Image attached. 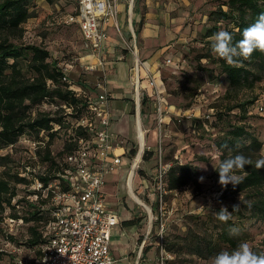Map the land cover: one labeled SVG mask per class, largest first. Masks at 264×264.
<instances>
[{"label":"trees","instance_id":"1","mask_svg":"<svg viewBox=\"0 0 264 264\" xmlns=\"http://www.w3.org/2000/svg\"><path fill=\"white\" fill-rule=\"evenodd\" d=\"M34 4L35 0H0V151L11 146L26 148L23 143H27L34 161L39 164L36 173L27 170L28 166L35 167L36 164L14 161L10 154H0V169H3L0 172V210L6 211L0 220V232L5 236L12 235L15 227L19 230L17 226L32 223L28 244L31 251L39 253L40 261L41 246L45 243L43 226L53 217L50 210L43 209L48 200L40 192L31 190V186L35 179L51 182L59 178L58 174L66 178L68 166L65 163L61 166L65 156L79 148L80 138L87 142L93 138L91 125L82 124L87 115L93 117L90 110L93 100L91 96L82 97L79 94V88L84 85L74 84L47 48L19 41L24 33V24L35 17L31 11ZM261 13H264V0H226L209 13L207 23L210 24L202 38L206 48L196 56L198 69L205 70L210 80H223L226 87L222 109L219 108L215 114L218 130L214 143L220 151V162L238 153L253 162L237 172V175L244 177L242 183L235 188L231 184L223 187L222 197L232 202L228 210L232 211V205L240 203L239 210L232 211L227 222H221L215 216L220 207L215 208V212L206 220L190 226L180 236L187 245L183 249L188 248L191 254L200 258H213L222 250H235L243 235L240 230L238 234L230 235L229 229H238V223L245 219L264 222V168L255 167L257 160L264 159V142L247 122L249 108L259 97H240L264 81V53L255 51L248 60L240 58L242 66L234 67L212 51L210 40L215 33L225 30L232 34L235 44L242 38L243 29L254 23ZM143 24L144 19L140 28L136 29L137 35ZM71 25L78 28L76 24ZM187 47L189 44L183 46ZM204 60H207L206 64ZM207 63L214 66L209 67ZM183 67L181 64L177 66L178 69ZM143 102L147 104L148 99L145 98ZM235 110L240 113L237 115L238 121L231 118ZM201 123L206 126L210 122L206 118ZM58 139L62 141L61 150L55 153L52 144ZM31 143H35L37 148L33 149ZM135 152L130 149L128 153ZM152 155L153 152L146 151L144 160H150ZM196 159L209 161L204 155H197ZM215 174L219 175L216 170ZM163 176L166 177V193L179 191L197 182L198 167L192 162H176L163 172ZM138 221L137 218L129 220L127 225H135ZM163 247L172 253L170 245L169 249L165 245ZM253 251L263 255L259 250ZM173 261L175 258L169 264ZM9 264H19V261Z\"/></svg>","mask_w":264,"mask_h":264},{"label":"rangeland","instance_id":"2","mask_svg":"<svg viewBox=\"0 0 264 264\" xmlns=\"http://www.w3.org/2000/svg\"><path fill=\"white\" fill-rule=\"evenodd\" d=\"M76 1L35 0V4L31 7L35 17L30 18L24 24V33L19 41L47 48L52 53V58L56 59L61 67L67 69L71 81L74 84L84 85L82 88L78 87L79 94L82 97L91 96L94 101L102 93L97 84L103 81V77L87 74L83 71L85 68L83 66L82 68L77 60L86 54L85 42L78 28L65 22L70 13L74 12L72 14H75L77 12ZM143 1L134 0V12L136 10L141 11L138 7L142 6ZM157 1L162 2L155 0L151 7H154ZM163 1L162 4L153 8L151 17L154 19L151 20V23L154 25L164 23L163 25L167 27L164 35L165 39L168 40V45L175 44L169 49H164L163 52H160V48L153 46L156 52L153 56L156 58L152 60V64L157 66L158 72L161 73L162 92L170 104L175 105L181 113L180 115H172L169 119L170 122L167 125L163 124V127L160 128L156 109L153 105L154 100L146 106L141 104L139 117L142 120L145 141H148L144 128L146 121L148 127H151L150 138L154 145L153 153L155 156L150 160H144L145 152L149 151L145 143L140 162L133 168L140 152V143L136 137L137 134L136 136L131 135L127 139L129 147L136 152L129 154L127 159L123 158L126 160V165L119 197L120 200L132 205L131 211L139 219L136 229H139L138 232L141 233L142 239L145 235H149V247L153 254L156 252L158 255L161 246L165 245L168 248L170 245L171 252L175 256V261L170 264H211L212 258H200L191 254L188 248L183 249L187 245L180 236L185 234L190 226H195V224L206 220L207 216L215 212V208L228 207L232 204L231 201L222 197L223 187L218 183L219 175L215 174V169L220 162V151L214 143L218 130L215 125V114L219 108L222 109V98L225 95L226 87L223 80H210L205 70L198 69L196 60V56L204 52L206 48L202 38L208 24H210L207 23L208 15L226 0ZM144 11L145 9H142V12ZM170 20H173V23L170 24ZM122 22V17H120L121 28L126 31ZM133 28L136 30L137 26L133 25ZM174 28L178 29L172 35ZM180 38L183 40L178 42ZM139 42L138 39V45L141 46ZM188 44L189 48H183ZM141 56L142 59H145L143 54ZM168 58L172 60L171 64L164 63ZM203 62L206 64L207 60ZM81 63L85 64L86 60L82 59ZM178 64L184 66L183 69H178ZM208 66L213 67L214 65L211 63ZM131 88L132 90L126 96L116 94L114 90L109 91L111 94L110 108L113 102H120L121 104L128 102L129 114L138 118V93L134 86ZM141 93L140 98H142ZM253 96H258L259 99L249 108L247 122L253 126L254 132L264 142V110H259V107H264V81L257 84L254 90L248 91L240 97L252 98ZM139 102L141 103L142 99ZM213 106L217 107L214 108ZM175 112L177 111L175 110ZM238 114H240L239 110L232 113L233 121L239 120ZM206 118L210 123L205 126L201 120H206ZM85 122H91L90 116L87 115ZM61 142L58 139L52 144V150L55 153L61 150ZM23 145L26 148L29 146L27 143H23ZM26 148L11 146L1 150L0 154H10L14 161L20 160L27 164L30 163V165L36 164L34 168L38 170V162L34 161L32 151ZM197 155H204L209 161L197 160ZM176 162H192L196 165L198 167V180L195 184L179 191H167L166 193L164 190L166 177L163 176L164 169L162 166H167L169 169ZM2 170L0 169V172ZM132 170L134 177H136L133 179L134 193L148 206V209L134 202L130 196L127 179ZM200 177L204 178L202 182ZM140 180H144L147 187L144 185L143 188L140 187ZM5 213L6 211L0 210V220ZM161 218L165 223L163 236L160 235ZM31 225L32 223L28 222L17 226L19 230H16L15 227L14 233L12 235L10 233L8 236L0 232L1 264L18 262L20 259L24 262H39V253L31 251L28 244ZM3 228L6 232V228L4 226ZM238 230L243 235L241 242H247L252 250H259L264 255V222L245 219L240 224L238 223Z\"/></svg>","mask_w":264,"mask_h":264},{"label":"built area","instance_id":"3","mask_svg":"<svg viewBox=\"0 0 264 264\" xmlns=\"http://www.w3.org/2000/svg\"><path fill=\"white\" fill-rule=\"evenodd\" d=\"M76 11L75 14H69L65 22L78 26L85 45L103 68L108 28L111 25L118 26L117 0H78ZM142 63L145 65L146 62ZM164 63L171 64L172 61L168 58ZM139 66L138 63L137 74ZM86 69L91 70L92 67L87 66ZM147 70V80L153 89L152 97L158 124L162 128L165 120L163 95L150 69ZM65 71L67 72V69ZM139 80L138 76L137 86ZM98 87L102 93L91 103V122H82L84 126L91 125L93 138L89 142L80 138L79 148L65 156L61 166H68L66 178L58 174L59 178L51 182L35 179L31 186V190L40 192L41 196L48 200L43 209L50 210L53 217L43 226L45 243L41 246L39 264H115L110 246L112 231L119 224V216L107 206L102 189L106 173L120 166L121 156L115 154L117 138L111 129V94L104 84V79L98 83ZM137 93L140 99V92ZM260 110L263 111L264 108L261 107ZM31 144L33 149L37 148L35 143ZM109 158L112 161L106 168L104 165ZM162 168L164 171L168 170L167 166ZM27 170L38 172L31 166H28ZM164 229L165 223L161 218V236ZM148 240L149 235L138 250L136 264H143L141 261L144 245ZM174 258L172 253L161 246L153 263L169 264ZM18 261L19 264H28L21 259Z\"/></svg>","mask_w":264,"mask_h":264},{"label":"crops","instance_id":"4","mask_svg":"<svg viewBox=\"0 0 264 264\" xmlns=\"http://www.w3.org/2000/svg\"><path fill=\"white\" fill-rule=\"evenodd\" d=\"M155 4L154 7L159 6L164 1ZM133 2L134 0H117V8H118V17H117V23L118 26L111 25L108 28V40L105 43V51H104V67L102 68L97 58L92 54L91 50L87 48L85 45V52L86 54L78 58L79 65L85 68L83 71L87 74H94V75H100L104 79V84L106 85V88L109 91H113L116 94H123L127 95L132 90V86L136 88L137 91L141 93L142 102L140 103L137 101V112H138V118L133 117L130 115V106L127 102V104H121L120 102H113L111 104V113H112V123H111V129L113 133L116 136L115 140V154L121 156V164L115 170L112 172L106 173L105 175V185L102 189L104 193V198L106 201L107 206L116 211V213L119 216V224L113 229L112 231V238H111V252L115 259V264H136L138 260V250L143 245V240L147 237V235L144 236L142 239L140 237L141 233L138 232L139 229L137 228V225L139 224V221L135 225H127V221L135 219L134 212L131 210L132 205L129 202L120 200V186L121 181L124 177V167L126 165V160H123V158H128L130 147L127 144V139L131 137V135L136 136L138 138V132H137V121L138 119L141 120L139 117L140 115V106L142 105H149L153 102V89L150 87L149 82L147 80V74L148 70L153 74L154 78L157 81L158 89L163 95V104L165 109V120L164 125H167V123L170 122V118L172 115H180L181 111H178L176 109L175 105H171L167 97L162 92V86L161 84V73L158 72L157 66L153 65V61L156 56H153L154 53H156L154 50L156 48H160V52H163L164 49H169L173 45H168V40L165 39V32H166V26L163 25L164 23L159 24H152L151 20L154 19L151 17V14H153V8L151 7V4L154 5L152 2H155V0H144L142 2V6L139 10H136L134 12L133 8ZM142 9H145L144 12H142ZM120 17H122V23L124 25L123 31L121 28L120 23ZM164 17H167L164 15ZM144 19V24L140 30V34H136V30L133 28V25L137 26L136 29L140 28V23ZM169 20L167 19V22ZM173 23V20H170V24ZM178 28H174L172 31V35L176 33ZM82 36V35H81ZM139 37V38H138ZM83 38V36H82ZM138 39L141 46L138 45ZM165 39V40H164ZM84 40V38H83ZM156 42H155V41ZM183 39L180 38L178 42H181ZM85 42V40H84ZM167 46V47H166ZM153 47V48H148ZM141 54L145 57V59H142ZM153 57V58H152ZM152 58V59H151ZM82 59L86 60V63H81ZM142 62H146L145 65H143ZM140 64L139 66V73L137 74V64ZM87 66H91V70H87ZM82 67V68H83ZM138 76L140 77L139 85L137 86V80ZM133 81V83H132ZM142 82V83H141ZM98 83V82H97ZM96 83V84H97ZM98 85V84H97ZM98 87V86H97ZM99 88V87H98ZM100 89V88H99ZM139 89V90H138ZM138 98V97H137ZM148 99L147 104H143L144 99ZM111 99V98H110ZM133 105V102H132ZM154 105V104H153ZM175 110L177 112H175ZM142 112V110H141ZM155 119V116H153ZM114 122V123H113ZM142 122V120H141ZM145 133L147 134V143L146 147H148L149 151H154V145L152 143V140L150 138V131L151 127H148L146 124V121L144 123ZM143 128V124H142ZM158 137V135H157ZM145 140V138H144ZM139 141V138H138ZM140 143V142H139ZM145 146V145H144ZM155 156L154 153L152 157ZM151 157V158H152ZM112 160L109 158L105 162V167L107 168L109 166V163ZM129 176L127 179V185L129 187ZM134 179V177H133ZM136 183V182H135ZM140 187L143 188V185L146 186L144 180H140ZM134 184V180H133ZM147 187V186H146ZM135 202V201H134ZM115 205L114 207H112ZM138 219V218H137ZM139 220V219H138ZM150 241V240H149ZM149 241L145 243L144 251H143V264H154L157 253H152V249H150ZM154 256V257H153ZM32 264H39V262H31Z\"/></svg>","mask_w":264,"mask_h":264},{"label":"clouds","instance_id":"5","mask_svg":"<svg viewBox=\"0 0 264 264\" xmlns=\"http://www.w3.org/2000/svg\"><path fill=\"white\" fill-rule=\"evenodd\" d=\"M210 40L212 41V51L218 57L223 58L230 66L240 67L242 66L240 58L248 60L255 51L264 53V13H261L254 23L243 29L242 38L235 44L232 34L225 30L215 33L210 37ZM252 163V160L242 153L224 159L220 162L218 170L215 169L219 174L218 183L225 188L229 184L235 188L244 179L243 176L237 175V172L244 170L246 165ZM255 167L257 169L264 168V159L257 160ZM203 179L200 177L201 182ZM239 207L240 203L232 205V211H238ZM232 211H229L227 206H221L215 212V216L219 221L227 222L231 218ZM229 234H238V229L230 228ZM211 264H264V255L256 254L247 242H241L231 252L226 250L218 252L212 258Z\"/></svg>","mask_w":264,"mask_h":264},{"label":"bare ground","instance_id":"6","mask_svg":"<svg viewBox=\"0 0 264 264\" xmlns=\"http://www.w3.org/2000/svg\"><path fill=\"white\" fill-rule=\"evenodd\" d=\"M134 8V7H133ZM140 74V73H139ZM142 83V82H141ZM138 97V96H137ZM137 132H138V138H139V142H140V152L136 158V161H135V165L133 168H135L138 163L140 162V159H141V153L143 151V148H144V145H145V136H144V130L142 128V122L140 119H138L137 121ZM147 143V142H146ZM136 174V173H135ZM133 177H134V171L132 170L130 172V176H129V193H130V196L131 198L139 205H142L144 207H146L148 209V206L145 205V203L134 193V189H133ZM136 178V177H134Z\"/></svg>","mask_w":264,"mask_h":264}]
</instances>
